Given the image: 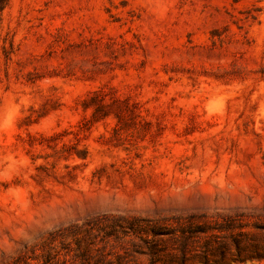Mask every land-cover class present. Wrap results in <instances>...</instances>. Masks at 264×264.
I'll return each instance as SVG.
<instances>
[{
    "label": "rangeland",
    "instance_id": "374dc122",
    "mask_svg": "<svg viewBox=\"0 0 264 264\" xmlns=\"http://www.w3.org/2000/svg\"><path fill=\"white\" fill-rule=\"evenodd\" d=\"M158 227L264 244V0H0V264H152Z\"/></svg>",
    "mask_w": 264,
    "mask_h": 264
},
{
    "label": "trees",
    "instance_id": "16d2710c",
    "mask_svg": "<svg viewBox=\"0 0 264 264\" xmlns=\"http://www.w3.org/2000/svg\"><path fill=\"white\" fill-rule=\"evenodd\" d=\"M180 233L174 231H165L163 228H152L151 238L148 240L147 253L151 257V263L155 264L160 258L157 256L158 243L167 240L178 241L179 246H175L168 251V259L170 264H188L189 256H187V241L193 235L185 234L183 228L180 227ZM164 235H167L164 237ZM215 235V234H213ZM230 240H216L215 243L209 242L207 239L203 244L200 253H196L199 258L198 264L221 263L224 261H233L243 263L247 259H260L264 257V244L250 241L247 233L237 232L229 234ZM111 264V261H106ZM45 260L43 264H47ZM104 264V263H100Z\"/></svg>",
    "mask_w": 264,
    "mask_h": 264
}]
</instances>
